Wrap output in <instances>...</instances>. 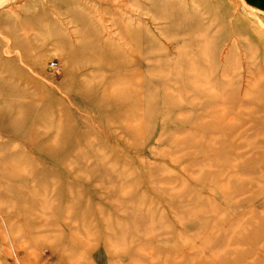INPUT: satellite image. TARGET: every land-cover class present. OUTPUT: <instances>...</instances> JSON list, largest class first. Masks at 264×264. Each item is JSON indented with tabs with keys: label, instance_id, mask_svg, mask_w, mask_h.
<instances>
[{
	"label": "rangeland",
	"instance_id": "rangeland-1",
	"mask_svg": "<svg viewBox=\"0 0 264 264\" xmlns=\"http://www.w3.org/2000/svg\"><path fill=\"white\" fill-rule=\"evenodd\" d=\"M0 264H264V8L0 0Z\"/></svg>",
	"mask_w": 264,
	"mask_h": 264
},
{
	"label": "crops",
	"instance_id": "crops-1",
	"mask_svg": "<svg viewBox=\"0 0 264 264\" xmlns=\"http://www.w3.org/2000/svg\"><path fill=\"white\" fill-rule=\"evenodd\" d=\"M248 3L258 5L262 8H264V0H245Z\"/></svg>",
	"mask_w": 264,
	"mask_h": 264
}]
</instances>
